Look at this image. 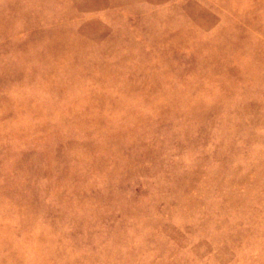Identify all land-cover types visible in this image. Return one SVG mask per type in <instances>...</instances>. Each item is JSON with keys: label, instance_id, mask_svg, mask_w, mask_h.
<instances>
[{"label": "rangeland", "instance_id": "374dc122", "mask_svg": "<svg viewBox=\"0 0 264 264\" xmlns=\"http://www.w3.org/2000/svg\"><path fill=\"white\" fill-rule=\"evenodd\" d=\"M0 264H264V0H0Z\"/></svg>", "mask_w": 264, "mask_h": 264}]
</instances>
